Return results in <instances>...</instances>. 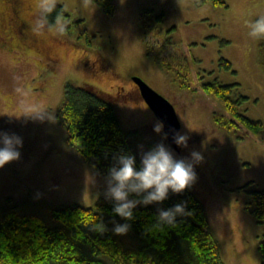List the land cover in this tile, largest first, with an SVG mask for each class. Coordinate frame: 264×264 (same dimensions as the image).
<instances>
[{"label":"rangeland","instance_id":"374dc122","mask_svg":"<svg viewBox=\"0 0 264 264\" xmlns=\"http://www.w3.org/2000/svg\"><path fill=\"white\" fill-rule=\"evenodd\" d=\"M224 1L115 0L114 12L107 13L91 0H60L74 19L71 37L37 38L29 26L38 0H0V133L23 141L19 161L0 169V201L92 206L105 198L107 176L65 144L56 119L22 116L25 98L15 91L25 87L28 102L55 116L65 83H88L111 100L140 159L152 150L150 142L163 143L176 159L191 160L192 152L203 156L192 191L205 205L223 263L261 264L264 224L245 208L241 187L264 189V128L257 139L245 140L218 130L212 112L222 106L197 87L216 79L238 85L237 93L247 97L241 110L264 125V69L244 28L245 19L264 15V0ZM6 13L15 16L14 26L6 23ZM134 76L174 104L187 147L177 151L164 131H153L157 118Z\"/></svg>","mask_w":264,"mask_h":264},{"label":"trees","instance_id":"16d2710c","mask_svg":"<svg viewBox=\"0 0 264 264\" xmlns=\"http://www.w3.org/2000/svg\"><path fill=\"white\" fill-rule=\"evenodd\" d=\"M91 1L107 13L115 10V0ZM213 1L226 5L224 0ZM258 51L264 69V41L259 43ZM221 63L227 68L232 66L225 58ZM190 69L200 80L198 69ZM237 86L216 79L201 83L197 89L221 104V111L212 112L218 130L237 140L257 139L263 122L243 113L241 106L247 97L237 93ZM55 119L63 131L65 144L99 173L108 177L119 155L135 157L136 169L140 170L141 159L132 152L129 141L131 132L123 128L107 95L93 85L66 82ZM155 146L150 142L151 149ZM241 189L247 194L245 208L258 223L264 224V189L254 188L252 183ZM161 204L165 206L163 210L184 204L191 215L178 216L175 227L165 226L159 231L156 226L162 208L155 204L138 206L133 210L134 220L125 221L113 213L115 202L106 198L98 199L92 206L77 203L27 206L7 197L0 201V264H224L205 205L193 193L192 186L180 194L169 192ZM93 219L102 221L106 231L102 234L94 231L89 225ZM121 221L131 224L125 237L113 231V222L123 224ZM258 249L264 264V232Z\"/></svg>","mask_w":264,"mask_h":264},{"label":"clouds","instance_id":"9594fccd","mask_svg":"<svg viewBox=\"0 0 264 264\" xmlns=\"http://www.w3.org/2000/svg\"><path fill=\"white\" fill-rule=\"evenodd\" d=\"M60 0H38L36 13L29 26L31 32L37 38L51 36L54 38H70L73 28V17L65 16V6L58 9ZM244 28L250 42L259 45L264 41V15H257L254 19H245ZM17 94L25 98L21 102L24 111L22 116L36 118L49 122L55 121L51 109L44 108L40 104L27 101L28 91L25 87H17ZM164 130V122L157 119L153 131L160 135ZM164 139L167 136L164 135ZM177 147H187L188 137L176 133L173 137ZM23 141L15 135L0 133V169L12 162L19 161ZM116 164L109 170L106 178V199L115 202L113 213L125 221H133V210L138 206L161 204L165 201L169 192L173 194L183 193L190 188L197 179L195 166L203 161V156L198 152L191 153V160L176 159L174 154L163 143L156 145L152 150L144 152L141 157V168L136 169L135 157L119 155ZM135 197L133 199L132 197ZM191 215L186 212V205L177 204L172 209L159 211L157 230L163 231V227H175L178 216ZM114 223V234L126 235L131 227L130 223ZM91 228L103 233L106 227L103 222L95 219L89 224Z\"/></svg>","mask_w":264,"mask_h":264},{"label":"water","instance_id":"95a60500","mask_svg":"<svg viewBox=\"0 0 264 264\" xmlns=\"http://www.w3.org/2000/svg\"><path fill=\"white\" fill-rule=\"evenodd\" d=\"M133 81L137 84L143 99L152 109L156 118L164 122L163 131L170 144L177 149L173 137L176 133H180L182 126L174 104L151 87L142 77L134 76Z\"/></svg>","mask_w":264,"mask_h":264},{"label":"flooded vegetation","instance_id":"af4514ba","mask_svg":"<svg viewBox=\"0 0 264 264\" xmlns=\"http://www.w3.org/2000/svg\"><path fill=\"white\" fill-rule=\"evenodd\" d=\"M6 1H9L10 4L12 2L13 5H15L17 2V0H6ZM5 17H6V23L14 26L15 16H13V13H6ZM177 151H180L179 147L177 148Z\"/></svg>","mask_w":264,"mask_h":264}]
</instances>
